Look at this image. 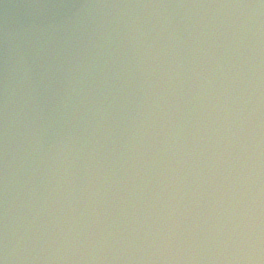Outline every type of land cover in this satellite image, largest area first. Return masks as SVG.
<instances>
[{"label": "water", "instance_id": "95a60500", "mask_svg": "<svg viewBox=\"0 0 264 264\" xmlns=\"http://www.w3.org/2000/svg\"><path fill=\"white\" fill-rule=\"evenodd\" d=\"M238 264H264V0H252Z\"/></svg>", "mask_w": 264, "mask_h": 264}]
</instances>
